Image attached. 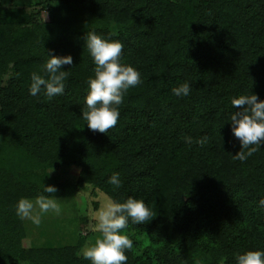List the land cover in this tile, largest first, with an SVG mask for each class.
<instances>
[{
    "label": "trees",
    "instance_id": "trees-1",
    "mask_svg": "<svg viewBox=\"0 0 264 264\" xmlns=\"http://www.w3.org/2000/svg\"><path fill=\"white\" fill-rule=\"evenodd\" d=\"M57 1L41 22L24 9L32 0H0V264H91L79 253L81 238L22 244L15 205L42 184L54 185L45 195L56 198L89 184L119 202L143 199L154 218L122 230L142 238L141 252L125 250L127 264H236L238 254L264 250V146L234 159L240 145L228 123L232 98L264 100V0ZM89 31L121 41V63L141 76L106 133L80 118L94 74ZM50 49L73 58L62 67L65 94L31 96V74L45 75ZM184 82L193 90L178 98L171 89ZM31 164L77 168L76 183L23 175ZM113 172L119 188L107 182Z\"/></svg>",
    "mask_w": 264,
    "mask_h": 264
},
{
    "label": "clouds",
    "instance_id": "clouds-1",
    "mask_svg": "<svg viewBox=\"0 0 264 264\" xmlns=\"http://www.w3.org/2000/svg\"><path fill=\"white\" fill-rule=\"evenodd\" d=\"M84 42L94 64L92 70L94 74L86 81L87 93L84 96L80 118L85 121L84 125L89 130L106 133L118 122L119 106L123 103L124 94L129 88L141 83V76L132 65L121 63L124 49L121 41L107 39L95 31H89L84 36ZM46 56L48 59L44 64L45 75L33 72L28 91L31 96L43 92L51 99L65 94L64 81L68 72L62 70V67L72 66L73 58L71 55H56L51 49L47 51ZM192 90V85L184 82L173 87L171 92L181 98L187 97ZM231 105L228 123L232 136L238 139L240 145V150L233 158L243 162L264 146V100L251 93L232 98ZM184 140L188 144L193 143L190 136L184 137ZM206 142V136L195 141L201 147ZM107 182L119 188L122 183L120 174L113 172ZM56 191L54 185L42 184L41 193L34 199L21 197L17 201L16 215L20 219L30 220L35 225L40 224L44 214L61 215L59 199L45 195L54 194ZM258 204L264 210V199ZM94 215L96 220L94 230L100 232L101 236L84 251L85 258L90 260L91 264H127L125 250L132 249L134 242L122 230L128 227L129 220L132 224L143 225L154 218L151 208L145 201L134 196H128L123 202L108 197L107 203L96 210ZM236 264H264V250L238 254Z\"/></svg>",
    "mask_w": 264,
    "mask_h": 264
},
{
    "label": "rangeland",
    "instance_id": "rangeland-1",
    "mask_svg": "<svg viewBox=\"0 0 264 264\" xmlns=\"http://www.w3.org/2000/svg\"><path fill=\"white\" fill-rule=\"evenodd\" d=\"M58 4L52 0H32V4L24 7L29 14H34L35 21H48V6ZM11 80V71L4 77L2 85L8 86ZM3 154H7L4 150ZM53 169V170H52ZM50 172V173H49ZM79 170L71 167L69 169L45 168L42 165L31 164L22 171L23 175L38 174L44 180L63 181L75 184ZM59 203L62 208L61 215L53 213L44 214L39 225L33 224L30 220H23L24 247H59L78 243L81 238L79 253L93 245L101 233L94 230L95 211L107 203V197L89 184H83L77 188L74 195L61 197ZM133 240L134 249L137 252L142 250V238L135 235L132 231L124 232Z\"/></svg>",
    "mask_w": 264,
    "mask_h": 264
}]
</instances>
